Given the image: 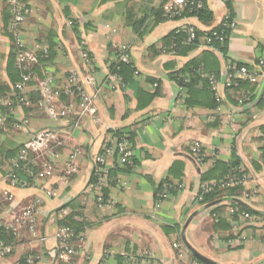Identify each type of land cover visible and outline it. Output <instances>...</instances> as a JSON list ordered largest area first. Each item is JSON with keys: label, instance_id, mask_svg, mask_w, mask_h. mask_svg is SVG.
Listing matches in <instances>:
<instances>
[{"label": "crops", "instance_id": "1", "mask_svg": "<svg viewBox=\"0 0 264 264\" xmlns=\"http://www.w3.org/2000/svg\"><path fill=\"white\" fill-rule=\"evenodd\" d=\"M21 1L29 8L22 24L26 45L54 48L55 57L45 65L54 85H62L67 73L77 70L87 90L96 94L97 118L85 115L77 125L67 119L48 125L43 122L46 114L38 107L16 106L12 118L26 124L9 129L0 113V134L7 137L5 153L15 152L44 128L53 129L62 140L50 173L39 180L40 188L9 189L0 172V221L8 222L21 206L39 195L37 232L45 237L43 242L32 240L22 229L10 243L11 253L0 256V264H17L27 254L33 256V264H63L57 260L54 235L58 218L68 213L84 225L79 249L69 264H100L106 252L111 255L104 264H264V77L254 85L243 82L242 96L250 94L243 106L237 105L236 91L222 84L226 59L252 66L257 57L264 56V0H227L236 25L226 41V55L210 50L202 39L183 54L155 53L151 48L187 22L201 31L219 25L229 11L222 0H204L212 15L209 21L163 19L142 36L134 35L124 19L129 7L138 12L144 7L138 0ZM8 18V2L0 0V83H9L8 69L13 65ZM81 40L91 57V70L81 61ZM122 45L129 47L136 71L125 73L129 85L119 87L116 83L111 89L114 81L109 62L114 49ZM191 60L218 74L222 96L218 111L203 79L195 80L188 94L185 91L178 100V85L169 74ZM39 74L29 90L37 87ZM149 78L159 81L161 94L146 102L145 95L155 88ZM114 131L132 134L135 165L116 170L106 189L115 204L99 209L90 187L93 161L102 142L114 136ZM196 141L205 158L227 164L235 159L244 167L248 179L237 191L236 200L251 210L256 221L242 225L231 218L226 227L216 225L209 214L211 206L195 201L201 174L210 168L192 160L190 151ZM75 150V172L68 174L65 161ZM167 178L182 183L183 188L157 201L156 189ZM44 190H51V195ZM5 191L13 196L11 201L4 200ZM222 203V216L227 217L232 207L227 206L228 201ZM234 234L244 235L242 244L232 242L234 237H229ZM174 243L180 247L175 248Z\"/></svg>", "mask_w": 264, "mask_h": 264}, {"label": "built area", "instance_id": "2", "mask_svg": "<svg viewBox=\"0 0 264 264\" xmlns=\"http://www.w3.org/2000/svg\"><path fill=\"white\" fill-rule=\"evenodd\" d=\"M226 1V0H222ZM8 5L10 7L11 18L9 20L7 31L10 32L13 36L14 44L18 47L17 52L15 54V65L20 72L19 82L16 84V88L20 94L19 101L26 102L25 92L30 88V82L32 81V68L37 63L38 58L36 55L35 48L39 47L38 45L34 46V48H28L25 43L23 32H22V22L25 16L29 12V8L21 3L19 0H8ZM204 6V0H167V3L164 6L165 16L167 20H175L180 18H188V17H196L193 15V12L201 9ZM187 9L189 15L185 17H181V12ZM197 18V17H196ZM224 28H228L232 30L236 25V20L233 16H231L230 12L227 11L221 22L219 23ZM199 29L192 23L187 22V24L180 26L174 31L183 32L185 34V42L191 43L197 37V31ZM224 39V31L223 30H215L214 28H210L207 31H204L203 41L205 43H209L211 39ZM38 49V48H37ZM117 54H114L111 62L118 58L119 61H123L126 63H131V57L129 54V47L127 45H122L118 48ZM41 51L45 52L46 49L42 48ZM163 51H165L163 49ZM168 54H175V51L162 52ZM80 58L82 63L84 64L87 70L92 69V61L91 57L86 51L85 41H80ZM110 62V63H111ZM110 65V64H109ZM257 68L249 69L243 64H238L235 60L226 59L225 62V72L222 77V84L225 88L230 87H239V81H248L250 83H257L259 77H264V56L258 58ZM263 68V70L261 69ZM207 78L208 87L212 91L216 110H219L220 103L222 101V96L218 90V84H220L219 76H214L213 74L205 75L201 73ZM110 77L114 82L110 84L111 89H114L117 85L120 87H125L121 82L119 77L109 72ZM185 79L189 77V73L183 75ZM153 87H156L157 84L153 83ZM180 93H178V100L183 99L184 92L180 86H178ZM40 99L37 102L38 107L52 120H60L63 116L68 114H77L78 121L85 115L91 116L95 118L96 107L93 101L96 98V94L92 91H88L86 88V83L83 82L81 76L77 72V70L69 71L68 76L64 84L62 85H54L52 81V77L48 74L45 75L41 80H38L37 87ZM72 97L77 96L79 99V107L77 104L73 102H63L62 97ZM248 99L247 95L240 96L237 100L238 106H243L245 101ZM7 103L6 99L1 98L0 104ZM55 132L49 134L36 135L31 138L32 143L27 142L24 148H21L18 154L14 157H9L5 159H0V170H6L3 178L5 179L6 185L10 188H35L38 187V183L40 178H45L48 173L51 171L54 161L58 158L56 152L50 150L49 140L56 139L58 135H52ZM59 141L57 144H60ZM31 144V145H30ZM32 150L35 153L36 157L34 158L38 163L40 157L48 159H44L40 161L39 170L36 172L26 170L23 165L20 167L22 163L27 161L28 151ZM77 150L69 154L65 163H66V172L68 174L74 173L75 168L72 165V160L75 156ZM191 157L195 164L198 166L203 165V158L205 157L204 150L201 144L196 141L193 143L191 147ZM133 158V149L132 144L127 139L126 136L122 137H108L106 138L100 148L99 151L94 156L93 164L95 166V179L94 182L90 185L95 195V202L98 207H108L112 208L115 204V201L111 197L103 198L102 189L108 186V174L109 170L114 168L117 165L123 164H132ZM20 168L19 171H17ZM16 169L15 171H13ZM237 175H227L225 180L220 182L221 186H233V185H243L248 179V175L245 172V169L242 165H239L235 169ZM23 174V177L20 176ZM216 185V182H201L199 185V190L196 193L195 201L201 199V194L210 192L213 190V187ZM176 189H182V183H174ZM167 185L164 186L163 190L160 193L161 199L168 197ZM46 195H51V192L44 191ZM11 194L5 193V199H10ZM41 203V198L35 196L33 200L29 201L24 207H22L19 212L12 219V222H1L0 227H3L5 230L11 231L16 236H20L21 230L24 229L29 237L32 240H37L38 242H43L45 237L39 236L37 232V209ZM232 210V209H231ZM64 212V211H63ZM65 213V212H64ZM242 223V225L250 224L251 222L256 221V217L248 211H242L238 214V218L235 222ZM234 222V224H235ZM237 228V227H236ZM235 228V229H236ZM70 230L68 227L63 226L57 229L54 235V239L57 242V260L60 262L70 263L71 258L76 255L77 250L73 246L69 244L70 238ZM243 234H234V239L232 242H237L238 244H242ZM80 236V241H81ZM80 244H78L79 247ZM173 246L175 248H179L180 244L174 243ZM12 251L11 246L4 245L0 242V256H4L9 254ZM111 255V252H106L104 255V262ZM34 258L33 256H27L24 261L17 262V264H33Z\"/></svg>", "mask_w": 264, "mask_h": 264}, {"label": "trees", "instance_id": "3", "mask_svg": "<svg viewBox=\"0 0 264 264\" xmlns=\"http://www.w3.org/2000/svg\"><path fill=\"white\" fill-rule=\"evenodd\" d=\"M19 1L21 3H23L21 0H19ZM107 1H116V0H101V2H107ZM138 1H140L142 4H144V7L142 9H140V12L134 11V10L130 9L131 7H129L128 10L124 13V19L126 21V25L131 28L134 35L142 36L143 34L149 32L150 29L156 23H158L159 21H161L163 19H166L164 5L167 3V1L165 0V4H164L163 0L162 1L138 0ZM7 2H8V0H7ZM225 2L227 4L229 12L232 16L233 13H232L231 7L227 3V0ZM23 4H25V3H23ZM8 7H9V5H8ZM187 15H189L187 9H184L180 14L181 17H185ZM193 15H195L202 22L203 21H209L212 18L211 13L207 10V8L205 6V2H204V6L201 9L193 12ZM10 18H11V13H10V7H9V18H8L7 26H8ZM25 18H26V16H25ZM25 18H24V20H25ZM24 20H23V22H24ZM23 22H22V24H23ZM71 24H73L72 21H71ZM213 28L215 30H223L224 31V39L218 40V39L212 38L209 43H205L204 41H202V42L206 47H208V48L210 47L209 48L210 50L214 49V50H217V51L224 54V53H226V41L229 37L231 30L228 28H224L221 25H217ZM21 29H22V27H21ZM7 34L10 38V42L12 45V53H11L12 54V63H10V64L11 65L13 64V65H12L11 69L10 68L8 69V72H10L8 74L9 83H0V99L3 98V99L7 100V103L0 104V113L5 117L6 122L9 123V129H11L12 125H14L15 127L18 128V127L22 126L23 123H24V125L26 124V122L25 121L23 122V120H21V121L19 120L17 122V120L13 119L11 111H13V109L16 106H20L23 109H27V108L36 109L38 107L37 102L40 99V94H39V91L37 89V87H38V83H37V87L34 90H32V91L28 90L25 92L26 102H20L19 101L20 94L18 92V89L16 88V84L19 82L21 70H19L17 68V66L15 65V54L17 52L18 47L14 44L12 34L8 31H7ZM203 34H204V31L198 30L196 39L191 43H186L184 41L185 40V34L183 32H177L176 33L173 30V31L169 32L166 36L161 38V41H160L161 44L158 47L156 45H152L151 48L155 53H162V52H168V51H175V54L187 53L195 45H198L200 43L201 39H203ZM36 45L39 46V47H37L38 49L35 48V50H36L35 52H36L38 61L34 65V67L32 68V72H33L32 81L35 77V74L38 72L40 73L39 74L40 80L43 77H45L46 74H48L52 77V81H53V76L45 68V65L48 64L53 59V57H55L54 48L51 45L45 46L42 44H35V45L30 46L28 48H34V46H36ZM42 48H45L46 51L45 52L41 51ZM118 48L114 49L115 52L113 53V55L117 54V52L119 51ZM163 49L165 51H163ZM224 55H226V54H224ZM259 57H261V56H259ZM259 57H257L255 59V62L252 66H247V65H245V66L248 67L249 69H253L255 67L257 68ZM110 62H111V60H110ZM110 62H109V64H110L109 69H108L109 72L116 74L119 77L120 82L124 86L129 85L128 84L129 80L127 79V75H125V73H127L128 75H131V73H135L136 70L133 67L132 61H131V63H126L123 61H119L118 58H115L111 63ZM238 64H240V63H238ZM261 69L263 70V68H261ZM72 70H74V69H72ZM187 73H189V77L187 79H185L183 75H185ZM201 73H204L205 75L213 74L214 76H218V74H216L214 72H207L202 65H200L199 63L198 64L196 63V60H191V61L187 62L185 65H183L182 67H180L179 69L173 70L172 72H170L169 76L171 79H173L177 83L178 86H180L183 90L186 91V94H188L187 93L188 89L189 90L191 89L195 80L203 79L207 85V88H208V90L212 96L213 101L215 102L212 91L208 87L207 78H206V76H204ZM68 74H69V72L67 73V76H68ZM149 81L151 83H156L157 86L154 88V91L152 93L145 95L146 96L145 97L146 102L151 101L154 97L161 94V91L159 90V81L155 78H149ZM243 82H248V81H239V87L226 88L228 90L236 91V94H237L236 100H238L239 97L242 96V92H243L242 91V89H243L242 84H243ZM245 84L250 85L248 83H245ZM254 84L255 83H251V85H254ZM249 89L252 90V86H250ZM243 94H244V92H243ZM247 94L250 96L249 93H247ZM248 95H247V97H249ZM73 97H75V96H72V97L64 96V97H62V100H63V102L66 103V102L70 101V99H72ZM74 103L77 104L76 101H74ZM37 109L40 110L39 107ZM76 117H77V114H68L66 116H63L61 118V120L67 119L68 121H73V123L74 122L76 123V119H77ZM53 132H55V131L51 128H44L42 130L37 131L34 134V136L42 135V134L44 135L46 133L51 134ZM112 134L114 135V137H117V138L122 137V136H126L127 139L130 141V143L132 141V134H127L125 132H120V131H114ZM6 141H7V137H2V134H0V158H2V159L16 156L18 154V152L20 151V149L24 148V146H25L24 143H22L18 147V151L11 152V153L10 152L5 153L4 149H6L5 148V142ZM59 141L61 143L57 144ZM48 143H49L48 147H50L53 150V152H56L58 155V152H57L58 148L62 144L61 138L59 136H57L56 139H54V140L50 139ZM27 151H28V157L26 159L27 161L22 163V165L20 167L22 168V166L24 165L26 170H28V171H34L35 170L37 172L39 170L40 161L44 160V159H48V157H45L43 159H42V157H40V159L37 163L36 160L34 159L36 157L35 153L32 152L31 149L27 150ZM190 155H191V151H190ZM55 161H54V163H55ZM132 162H133L132 164L117 165L114 168L109 170L108 186H106L102 189L103 198L109 197V196H107L106 189L109 188L111 181L115 178L116 170L119 167H127V168L134 167V165H135L134 155L132 158ZM203 162L206 163V165L209 166L210 168L201 174V177H200L201 182L214 181V182H216V185L213 187V190H211L210 192H206V193L201 194V199L198 200L197 203L200 205L211 206L209 214L212 216L214 223H216V225H220V226L224 225L226 227V226H228V220L231 218L237 220L238 214L240 212L248 211L251 213V210L245 204L240 203L239 201L236 200V194H238L237 191L241 190L242 185H233V186H225V187L220 185V182L222 180H225L227 175H230V174L237 175L235 169L237 166L240 165L239 162L234 159L233 161H230L227 164V163L222 162L221 160H217V159L212 160V159L205 158V157L203 158ZM54 163H53V165H54ZM221 168H222V170L220 171L219 169H221ZM15 170L16 169H14L13 171H15ZM19 170H20V168L17 171H19ZM5 171L6 170H3V174H5ZM95 171H96L95 166L93 164L92 176L90 178V185L94 182ZM245 172H246V170H245ZM174 183H177V182H173L169 178H167L163 182H161L156 189L157 190L156 191V200L160 201V200L165 199V198L161 199V197H160V193L163 190L165 185L168 186L167 187V192L169 194L168 197L171 194H173L174 192H179L181 189L180 190L176 189V187L174 186ZM198 190H199V188H198ZM168 197H166V198H168ZM94 200H95V195H94ZM222 201H228L227 206L232 207V212L231 213L228 212L227 217L222 216V212L224 210L223 207H225V206H222V204H224V203H222ZM95 204H96V202H95ZM96 206H97V204H96ZM97 208L102 209L98 206H97ZM62 210H63V208H60L58 211L61 212ZM57 224H58L59 228L63 227V226H66L69 228L71 235H70L68 242L71 246L76 248V250L78 251V249H79L78 244L81 242L80 241L81 231L84 228L83 223L75 222L72 219V214L68 213V214H65L63 216H60L58 218ZM18 236H19V234H18ZM18 236L13 234L11 231L5 230L3 227H0V242H2L4 245L11 246L10 243L13 240H16L18 238ZM231 237H234V235H231L229 238H231ZM28 255L32 256L31 254L24 255L23 257H21V259L18 262L24 261ZM61 263L68 264L65 262H61ZM104 263L105 262L103 261L100 264H104Z\"/></svg>", "mask_w": 264, "mask_h": 264}, {"label": "rangeland", "instance_id": "4", "mask_svg": "<svg viewBox=\"0 0 264 264\" xmlns=\"http://www.w3.org/2000/svg\"><path fill=\"white\" fill-rule=\"evenodd\" d=\"M79 49H80V43H79ZM74 101L77 102V107H79V99H78L77 96L73 97V98L71 99L70 102H73V103H74ZM96 118H97V117H96ZM45 119H46V120H44L43 122H44V123H48V125H51V124L53 123V121H57V120H52V119H50L49 117H46ZM77 122H78V121H76L75 125H77ZM52 135H57V134L55 133V134H52ZM28 142L32 143L31 140H29ZM26 145H27V144H26ZM30 145H31V144H30ZM50 150H52V149L50 148ZM16 151H18V148H17ZM68 157H69V155H68ZM0 159H2V158H0ZM4 159H5V158H4ZM2 160H3V159H2ZM67 160H68V159H67ZM0 172L3 174V169H1ZM49 173H50V172H49ZM49 173H48V174H49ZM20 176L23 177V174H20ZM47 176H48V175H47ZM38 180H40V179H38ZM38 187H39V185H38ZM38 187H37V188H38ZM7 188H9V189H13V188H10V187H8V186H7ZM30 188H31V187H30ZM39 188H40V187H39ZM15 189H18V188H15ZM25 189H29V188H25ZM44 191H49V192H51V190H44ZM44 191H43V192H44ZM7 192L9 193V191H5V192L3 193V198H4V200H6V201H8V200L11 201L12 198H13V196H10V199H8V200L5 199V193H7ZM36 196L40 198L39 195H36ZM25 205H26V204H25ZM22 207H24V205L21 206L20 209H21ZM20 209H19V210H20ZM38 209H39V207H38ZM38 209H37V212H38ZM18 212H19V211H18ZM16 213H17V212H16ZM15 215H16V214L13 213V216L11 217V219L9 220V222H12V220H13L12 218H13Z\"/></svg>", "mask_w": 264, "mask_h": 264}, {"label": "water", "instance_id": "5", "mask_svg": "<svg viewBox=\"0 0 264 264\" xmlns=\"http://www.w3.org/2000/svg\"><path fill=\"white\" fill-rule=\"evenodd\" d=\"M196 256H198L199 258H201L203 261H206L205 258H203L202 256H200L199 254L195 253L194 251H192Z\"/></svg>", "mask_w": 264, "mask_h": 264}]
</instances>
